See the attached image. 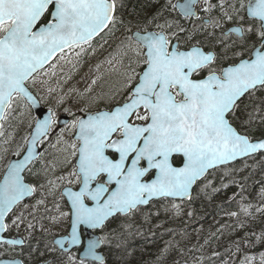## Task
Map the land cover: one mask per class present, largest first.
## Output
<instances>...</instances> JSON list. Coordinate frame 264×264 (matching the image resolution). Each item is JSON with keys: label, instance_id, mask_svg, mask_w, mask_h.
I'll return each instance as SVG.
<instances>
[{"label": "snow or ice", "instance_id": "6c2138e0", "mask_svg": "<svg viewBox=\"0 0 264 264\" xmlns=\"http://www.w3.org/2000/svg\"><path fill=\"white\" fill-rule=\"evenodd\" d=\"M122 7L121 0H0V141L15 143L6 125L21 108L29 129L16 159H8L0 172V245L6 248L25 243L8 235L13 228H34L24 211L52 196L59 216L51 219H66L70 231L52 240L49 250L67 256L66 264H107L102 248L108 237L96 233L112 224L128 227L122 222L139 214L147 218L144 209L161 201L191 199L194 186L205 181L201 191L211 187L208 177L221 169L229 174L233 162L264 157V132L252 134L264 126V0H166L151 22L165 12L171 18L155 31H132L118 15ZM117 24L130 33L118 46L119 63L127 60L119 87L102 97L103 109L77 116L65 108L73 117L64 123L74 142L64 141L62 131L53 144L60 117L41 103L33 87L37 77L55 76L59 61L71 63ZM44 91L50 98L53 90ZM245 98L251 103L242 108ZM63 103L59 99L57 107ZM49 148L65 153L58 164L70 167L47 179L41 191L45 185L29 178L40 176L37 163L46 177L55 170L57 164L43 165ZM8 154L9 147H0V161ZM35 194L41 195L36 205L25 203ZM255 259L245 256L241 264ZM0 264L24 261L2 258Z\"/></svg>", "mask_w": 264, "mask_h": 264}, {"label": "trees", "instance_id": "16d2710c", "mask_svg": "<svg viewBox=\"0 0 264 264\" xmlns=\"http://www.w3.org/2000/svg\"><path fill=\"white\" fill-rule=\"evenodd\" d=\"M121 2L123 7L118 15L132 31L137 28L156 29V25L163 24L168 15L165 12L161 19L151 22V17L160 12L166 0ZM170 2L172 3L171 0ZM126 34L130 35L117 24L113 32H105L93 40L91 48L82 53L72 65L71 76L80 73L87 63H92L89 58H98L102 54L109 58L115 57L119 52L117 46ZM124 65L119 69L106 71L96 81L95 87L89 90L91 92L79 95L80 101L87 105L96 96L98 99L93 104L103 109L107 100L102 97L111 95L119 87ZM65 80L66 76L59 78L60 83ZM86 100L89 102L86 103ZM250 103L245 98L241 107ZM6 131L14 136L15 143L9 146L0 141V147H9L8 156L0 161V172L7 160L14 155L17 145L22 143V138L28 134V117L23 108L6 125ZM262 132L264 126L256 127L252 134L259 137ZM228 167L232 171L227 175L221 169L215 178L209 176L211 187L203 191L201 187L205 181H201L190 200L161 201L144 209L147 218L144 214H139L124 220L122 223L128 227L109 225L103 233L109 240V244L104 246L107 264H241L245 256H255L252 264H261L260 252L264 251V240H257L264 235V157L257 155ZM36 169L41 170L40 175L43 174L42 168L37 166ZM222 184L227 187H222ZM213 188L219 191L213 192ZM172 204L179 205V209L173 208ZM32 222L34 228L28 230L30 233L25 245L14 249L0 245V253H4L0 257L20 256L24 264H34L56 256L59 264H66V260L59 257V252L53 254L49 250L53 233L41 230L42 225L36 219ZM113 229L116 231L113 232ZM214 253L217 255H213ZM49 264L55 262L51 261Z\"/></svg>", "mask_w": 264, "mask_h": 264}, {"label": "rangeland", "instance_id": "374dc122", "mask_svg": "<svg viewBox=\"0 0 264 264\" xmlns=\"http://www.w3.org/2000/svg\"><path fill=\"white\" fill-rule=\"evenodd\" d=\"M78 57L73 56L71 58V63H64V61H59L58 67H57V71H56V75L52 76V77H37V84L35 85V87L40 90V94L45 98V99H49L46 95L45 92H43L46 88H51L52 91V97H55V102L58 101V99L63 98L64 101V105H66L68 107V109H70L71 112H79L81 109V105L80 103H76V102H72L70 99L71 96V91H85L87 89H89L90 87H92L93 85V81L97 80L99 78V75L102 71H107L109 69H112V67L116 64L117 65V69H119V64L116 62V59L113 61V63H109V60H113V58H109V57H105L104 54H102L100 57L98 58H93L91 59L92 63H87V66L85 68L81 69V72H77L74 76H70V80L72 82L76 83L75 88L71 87V84L68 87V82L67 80H65L63 83L59 82V78L69 75L70 67L71 64L75 63V60ZM121 68V67H120ZM40 79H45L48 80L47 84H43L41 85L39 83ZM71 82V83H72ZM58 98V99H56ZM69 100V104L67 103V101ZM67 132V130H65L63 132V134H65ZM29 205H36L35 203H29ZM62 211H67L66 209H61ZM21 209L17 210V215H19ZM37 211V208L33 211L32 208H29L28 210L24 211V216L26 217V222L27 221H32L33 217L35 216ZM31 212V215H29V213ZM55 217L59 216V212L57 214L54 215ZM52 216V217H54ZM67 227V220L66 219H61L58 221H53L51 218L49 219V221L47 223H44L42 225L41 230H43L44 232H49V233H53V232H60L62 230H65ZM13 230L15 232H17V234L21 235V236H26L29 235L30 231H28V229H26V227L24 225H21V227L17 230L15 228H13Z\"/></svg>", "mask_w": 264, "mask_h": 264}, {"label": "flooded vegetation", "instance_id": "af4514ba", "mask_svg": "<svg viewBox=\"0 0 264 264\" xmlns=\"http://www.w3.org/2000/svg\"><path fill=\"white\" fill-rule=\"evenodd\" d=\"M171 1H172V3H177V0H171ZM212 2H213V3H216L217 0H212ZM213 14H214V15H219V12H214ZM173 15H175V13H174ZM200 15H201V16H204L205 14H204L203 12H201ZM166 18L170 19L171 17H169V16L167 15ZM196 22L199 23L198 20H197ZM179 23H180L181 25L187 27V28L192 27V24H191L190 22H186V21L183 20V19H181V20L179 21ZM150 30L155 31L156 29H150ZM134 31H136V29H135ZM119 51H120V49H119ZM116 59H117V63H119V52L117 53V57H116ZM119 65L122 67V64H121V63H119ZM125 65H126V64H125ZM56 99H58V98H56ZM60 99H61V98H60ZM97 99H98V98H96V96L92 97L90 103H87V102H89V101L86 100L87 105H86V104H83V106L85 107L83 111H84L85 113L88 112L89 110L95 111V110L98 108V106L94 105L93 103H95V102L97 101ZM58 100H59V99H58ZM50 101L54 104L55 107H54V106H52V107L54 108V110H55V112L57 113L58 116H60V115L63 114V113H66V114H68V116H69V122L73 119V117H72L68 112H65V111H64L65 108L68 109V107H67L66 105H63L62 107H59L58 110H56L55 108H57V105L55 104V98L53 99L52 96H51V97H50ZM67 103L69 104V100L67 101ZM83 111L76 112V115H77V116L81 115ZM56 137H57V136H56ZM56 137H51V141H52L53 144H55V142H56ZM62 139H63L64 141H67V142H69V143H72V142H74V135L66 136V137H62ZM46 147H47V146H46ZM49 151H50V152H49V154H48V158H46V159L44 158V160H43V165H44V166H48V165H49V162H52L53 164H57V167L55 168L54 171H49L47 177L45 176V174H44V172H43V174L40 175L39 177H35V176H34V177H30V178H29V182H31V183H33V184H36V185H41V184H43V185H47V183H46V180H47V179H49V178H50V179H55L56 177H59V176H61V175H65V174L67 173V171L69 170V167H70V166H69V167H60L59 164H58V161L63 160L65 153H62V152L58 151L57 148H49ZM61 154H62V156H61ZM37 166L40 167V168H42V165H41L40 163H38L35 167H37ZM58 188H59V186H58ZM48 197H49V198L46 199L45 204H43V205H39V206H45V205H48V206L51 205V206H53V197H50V196H48ZM37 199H38V200L41 199V195H40V194H39V196L37 197ZM38 200L35 201V199H32V200H31V199H27V200L25 201V203H34V202L36 203ZM61 205H63L62 202H61ZM69 231H70V224H69V222L67 221V230H66L65 232H63V233H59V234H57V235H65V234H67ZM103 233H104V232H98V233H96V235H97V236H98V235H99V236H102ZM52 240H53V238H52ZM52 240H51V241H52ZM75 252H76V249H74V250L71 251L72 254H75ZM53 254H57V252H53ZM59 257L61 258L60 255H59ZM63 258H64V259L66 260V262H67V256H64ZM57 260H58V259H57V257L55 256V257H51V260H49V261H50V262H51V261H54L55 264H59L60 261H57ZM44 261H46V260H42L41 262H44ZM39 262H40V261H39Z\"/></svg>", "mask_w": 264, "mask_h": 264}, {"label": "water", "instance_id": "95a60500", "mask_svg": "<svg viewBox=\"0 0 264 264\" xmlns=\"http://www.w3.org/2000/svg\"><path fill=\"white\" fill-rule=\"evenodd\" d=\"M96 38V37H95ZM55 59V58H54ZM65 121H67V118L66 117H62V118H60V125H63V124H65L64 122ZM11 159H16V157L15 156H13ZM195 187V186H194ZM26 199V198H25ZM175 200H180V199H175ZM184 200H188V199H184ZM17 238H21V237H18L17 236ZM59 238V237H58ZM18 246H22V245H18ZM0 259H2V258H0ZM17 259H19V258H17ZM39 264H42V263H39Z\"/></svg>", "mask_w": 264, "mask_h": 264}]
</instances>
